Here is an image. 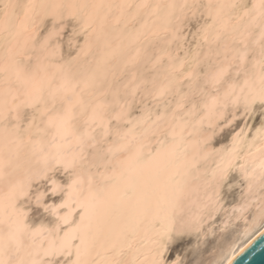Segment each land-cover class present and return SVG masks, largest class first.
<instances>
[{
    "label": "snow or ice",
    "instance_id": "6c2138e0",
    "mask_svg": "<svg viewBox=\"0 0 264 264\" xmlns=\"http://www.w3.org/2000/svg\"><path fill=\"white\" fill-rule=\"evenodd\" d=\"M86 7L40 0L28 6L26 16L59 18L67 12L77 17ZM104 7L102 0L92 5L88 21L94 22ZM129 7L127 3L118 5L119 14L111 23L118 24ZM147 7V0H140L133 15ZM189 7L187 3L152 5L155 19L122 36L121 44H108L106 58L120 56L122 47H131L148 35L158 36L161 31H172L175 38L179 29H172V17L179 19ZM236 7L234 0L210 7L211 23L203 26L201 38L206 44L219 46L209 47L203 60L198 52L186 55L160 85L153 81L150 86L132 73L125 88L133 96L142 91L153 99L164 97L178 85L175 71L185 65L188 71L184 78L191 83L186 92L179 93L177 88L179 99L170 113H162L138 132L137 128L151 118V112L145 111L135 121L128 120L126 129L116 130L117 140L111 143L106 139L108 106L100 101L93 104L82 96L95 85L104 59L79 81L80 92L66 65L54 66L60 79L55 87L49 86L47 74L36 80L14 63L0 67L24 85L23 99L11 109L28 105L46 117L44 128L37 125L27 140L0 129V182L8 185V191L0 194V224L7 225V231L0 232V264H56L60 258V264H234L236 257L264 234V0H252L251 6L244 8L242 18L247 22L243 26L239 19L233 23L228 15V10ZM257 25L260 31L253 41L258 48L253 71L229 82L230 72L235 69L239 74L248 62L247 42ZM102 39L107 43L104 20L86 40L81 54H87L93 43ZM40 50L45 56L55 54L48 48L47 39L41 42ZM143 55V49L136 47L123 57V67L134 68ZM161 56L175 59L165 49L155 62ZM209 60L201 73L200 65ZM69 96L72 99L62 111L49 114V99ZM186 105L190 106L186 109ZM230 108L235 112L230 113ZM128 111L126 103L118 102L114 118L127 120ZM7 112L8 105L0 99V119ZM78 117L85 122L81 132L73 127ZM100 127L104 131L97 136L95 130ZM45 129L54 130L50 143L43 138ZM162 131L171 141L145 159V140ZM121 153L126 155L119 158ZM201 162L209 165L202 173L198 168ZM54 166L70 172V182L65 186L52 180L51 194L40 193L34 209L17 207V202L29 195L32 180L46 177ZM161 172L166 173L163 183L158 179ZM194 172L199 183L191 191L203 190L204 194L191 201L186 214L181 199L189 194ZM230 180L241 184L239 194L224 192ZM49 199L52 204L47 203ZM33 214L39 223L28 222ZM217 224L220 239L216 240L213 232L215 243L207 253L214 259L193 261L182 255L191 244L192 234L199 235L208 225Z\"/></svg>",
    "mask_w": 264,
    "mask_h": 264
},
{
    "label": "bare ground",
    "instance_id": "6f19581e",
    "mask_svg": "<svg viewBox=\"0 0 264 264\" xmlns=\"http://www.w3.org/2000/svg\"><path fill=\"white\" fill-rule=\"evenodd\" d=\"M39 2L40 0H0V67H3L8 63H14L18 67L22 68L26 75L39 80L45 74L49 77L48 72H56L54 67L55 65H66L70 69L72 81L76 84V91L80 92L79 81H81L88 72L95 70L98 62L104 59L105 63L103 65V71L98 73L95 85L89 89L87 93H82V96L85 100L91 99L93 104L100 101L108 106L105 112V120L108 122L109 134L106 139L109 143L117 140V136L115 134L116 130L126 129L130 126L127 122L128 120L135 121L145 111L151 112V118L149 121H146L143 126L137 128L138 132H142L144 127H148L151 121L155 120L156 117L162 113H170L176 107L179 99L177 88L179 93L186 92L189 84L191 83V81L184 78V73L188 71V65H185L182 70L175 71V77L179 81L178 85L164 97L153 99L151 95H145L142 91L137 92V94L133 96L130 93V89L125 88V84L131 79L133 72L136 74L138 80L143 79L147 81L150 86L153 81H155L157 85H160L170 76V73H172L173 70V65H178L181 58H184L186 55L192 56L194 53L198 52L200 54V58L203 60L205 53L209 50V47L215 48L219 46L218 43L214 45L206 44L201 38V30L204 25L211 23L209 9L210 7L214 8L221 4L220 0H213L212 3H209L208 0H187L186 3L190 5V7L185 9L186 14L180 16L179 19H177L176 15L172 17V29H179L175 38L172 35V31H161L158 36L148 35L143 37L139 42L131 47H122L120 56L107 58L106 53L109 50L108 44L115 47L117 44L122 43V36L128 33L136 32L143 24H145V22H152L155 19V16L152 15V5H167L169 0H147L149 7L140 10V12L136 15H133V13L136 12V5L140 3V0H102L106 7L101 9L94 22L88 21L87 13L91 10L92 5L100 3L101 0H75V3L77 4H84L88 6L83 9L77 17L69 16L67 12H65L59 18L42 14L34 15L33 17L28 18L26 16L28 6ZM62 2L65 4L71 3L70 0H62ZM121 3H127L130 7L126 10V14L121 18L120 22L113 25L111 23L112 18L119 14L118 5ZM234 3L237 7L229 9L228 15L231 17L233 23H237L239 19L240 25L243 26L247 22V18H242L240 13L243 12L245 7L251 6L252 0H234ZM197 13H202V19L200 20L198 26H195L196 28L191 31L192 34L190 38H192L193 41H187L190 44H187L185 41L186 45L184 44L186 33H184L183 28L186 23H188V18L193 17V15ZM68 20L71 21V24L69 23L70 30L68 31L69 34L66 35V38L64 37L65 43H63L61 34L65 24L70 22ZM102 20H104L105 23L107 43L104 39L96 41L93 43L92 47L89 48L87 54H81V49L84 47L86 40L91 36L93 30L99 27ZM259 31V25L251 29V35L249 36L247 42L248 48L250 49L248 62L239 74L236 73L235 69L230 72L228 77L229 82L233 79H243L246 72L251 73L253 71L252 61L258 52V48L254 45L253 41H255ZM187 36L189 35L187 34ZM187 38L188 37H186V40ZM45 39L48 41V48L55 53L52 56H45V54L40 50V44ZM64 45L66 47H64ZM234 46L242 47V45ZM136 47L143 49L144 55L142 59L134 68H124L122 64L123 57L134 52ZM165 49H167L175 59L170 61L167 56H161L160 60L155 62L157 56H160L162 50ZM210 62L211 61L209 60L200 65L199 70L201 73L207 67V63ZM42 65L47 66L46 69L48 72L40 71L41 69H44L42 68ZM59 82V74L57 73L50 79L49 86L55 87L59 84ZM24 90L23 83L16 80L14 76H10L7 71H0V99H3L8 105L6 117L4 119H0V129H7L15 136L27 140L29 134L35 132L37 125H39L40 128H44L43 120L46 119V117H40L37 109L28 105H23L15 111L11 109L12 104H17L21 99H23ZM114 93H118V96H114ZM44 95L47 97V90H45ZM13 96H15L16 99H13ZM71 99V96L65 99L57 98L55 101L49 99L47 105L49 114L62 111L67 101ZM118 102L126 103L128 105L129 111L127 120L117 121L114 118V113L118 111ZM189 106L190 105H186L185 108L187 109ZM133 108H136L137 112H134ZM76 110L78 111V108ZM241 111L243 112V109H241ZM234 112L235 109L231 108V113ZM249 123L251 122L249 121ZM73 127L76 132L83 131L85 128L84 118L78 117L75 119L73 121ZM103 131V127L97 128L95 130V135L99 136L103 133ZM205 131H210V129L205 128ZM42 135L44 140L50 143L52 142L54 130L45 129ZM170 141L171 137L167 135L166 131H162L158 135L154 134L149 136L144 143V158L148 159L152 154L156 153L158 149L161 148L162 144L169 143ZM69 150H71V146H69ZM92 155L93 154L90 151L89 159L92 158ZM125 155L126 153H121L119 158H123ZM207 167H209V165L205 162H201L198 166L201 173ZM57 168H59L61 172H66L62 167L54 166L48 171L46 177L41 176L39 179L34 178L28 190L29 195L19 200L17 202V207L28 211L29 208L27 204H29V201H32L35 204L37 203V197L40 193H44L46 190L51 192L50 184L52 180H56L57 183L66 186L70 182L72 174L67 172L65 173L67 174L65 175L66 177L64 176L65 179L61 180L59 178V180L53 175ZM93 171H95V169H93ZM165 178L166 173L161 172L158 177L159 181L163 183ZM41 179L46 180L48 187L33 188L32 186H34L38 181L40 182ZM197 183H199V181L196 179V173L194 172L193 177L189 180L188 184L189 194L181 199V204L184 207L186 214H189L191 201L195 199L197 195L204 194L203 190L199 193L191 191ZM238 185L239 190L237 194L241 191V184L239 182ZM32 188L33 190L31 191ZM7 191L8 185L0 182V194L6 193ZM40 202L43 203V198H41ZM55 202L59 203V200ZM47 203L52 204L53 200L51 199ZM34 206H36V204ZM28 222L39 223L40 221L31 222L28 220ZM213 227L214 225H208V227L201 232L197 238L202 240L207 234L214 231ZM216 227L218 233H220L219 225L217 224ZM6 231L7 225L0 224V232ZM219 239L220 235L218 234L216 235V240ZM224 243L226 244L227 242ZM221 246L223 247L224 245L222 244ZM211 249L212 245L201 258L205 262L214 259V257L207 255ZM60 259L56 261V264H60Z\"/></svg>",
    "mask_w": 264,
    "mask_h": 264
},
{
    "label": "rangeland",
    "instance_id": "374dc122",
    "mask_svg": "<svg viewBox=\"0 0 264 264\" xmlns=\"http://www.w3.org/2000/svg\"><path fill=\"white\" fill-rule=\"evenodd\" d=\"M197 14H200V15H197ZM197 14H195V15H193V17H189L188 18V20H187V22L188 23H186V25L184 26V28H183V30H184V33H186L185 34V39H184V44H190V43H188V42H191V41H193V39L192 38H190L191 37V31H193V29H195L196 27L195 26H198V24L200 23V20L202 19V13H197ZM200 16H201V18H200ZM199 17V18H198ZM196 20V21H195ZM68 21H70V20H68ZM194 22H195V24H194ZM71 24V21L70 22H67L66 24H65V27H64V29H63V31H62V34H61V38H62V41H63V43H65V38H66V35L67 34H69V30H70V28H69V26H70V24ZM190 25H193V26H190ZM186 28V29H185ZM66 32V33H65ZM187 34L189 35V36H187ZM65 37V38H64ZM186 37H188L187 38V40H186ZM185 41H186V43H185ZM188 41V42H187ZM186 44V45H187ZM64 47H66L65 45H64ZM133 111L134 112H137V110H136V108H133ZM230 113H231V108H230ZM240 115H243V112L241 111V113H240ZM251 122V121H250ZM60 171V172H59ZM56 172V173H55ZM58 172V173H57ZM64 173V174H63ZM66 172H61V170L59 169V168H57L55 171H54V173H53V175L54 176H56V178H60L61 180H63V179H65V175H67V174H65ZM59 174V175H58ZM65 176V177H64ZM59 179V180H60ZM37 182V181H36ZM35 182V183H36ZM39 182V181H38ZM34 183L35 185L34 186H32L33 188H36V187H38V188H46V187H48V183L46 182V180H44V179H41L40 180V182L39 183ZM228 184V185H227ZM227 184H225L224 185V192L225 193H228V192H234V193H237L238 192V190H239V185H238V180H237V182H236V180L234 181V180H230ZM236 184V185H235ZM40 185H42V186H40ZM235 185V186H234ZM230 187V188H229ZM234 189H233V188ZM33 188L31 189V191L33 190ZM228 189V190H227ZM46 192V193H45ZM44 193L45 194H51V192L49 191L48 192V190H46V191H44ZM49 194V195H50ZM51 199H49L48 201H50ZM47 201V202H48ZM32 201H29V204H27L28 205V208H29V210L28 211H30V209L32 210V209H34L35 208V204H37V203H33ZM28 220H30L31 222H38V221H40L39 219H37L36 217H35V214H33L32 216H30L29 217V219ZM216 229V230H215ZM213 230L215 231H213L216 235H218L219 233H218V230H217V227H216V225H214V227H213ZM213 232H211V233H209V234H207L202 240H199V238H197L198 237V235H196V234H193L192 235V238H191V244L190 245H188L187 246V252L186 253H184L183 252V250H182V255H186L187 257H188V259L189 260H193V261H195V260H199V259H201L202 258V256H203V254H205L206 252H207V250H208V248L211 246V245H213V243H214V241L215 240H213ZM218 233V234H217ZM196 237V238H194V237ZM211 239V240H210ZM195 240V241H194ZM205 241V242H204ZM195 244H194V243ZM203 244V245H202ZM200 245H201V247H200ZM209 246V247H208ZM191 247V248H190ZM193 247H195V248H193ZM189 248V249H188ZM194 250H193V249ZM201 250H203V253L201 252ZM201 256V257H200ZM199 257V258H198Z\"/></svg>",
    "mask_w": 264,
    "mask_h": 264
},
{
    "label": "water",
    "instance_id": "95a60500",
    "mask_svg": "<svg viewBox=\"0 0 264 264\" xmlns=\"http://www.w3.org/2000/svg\"><path fill=\"white\" fill-rule=\"evenodd\" d=\"M234 264H264V234L258 236L245 251L240 253Z\"/></svg>",
    "mask_w": 264,
    "mask_h": 264
},
{
    "label": "clouds",
    "instance_id": "9594fccd",
    "mask_svg": "<svg viewBox=\"0 0 264 264\" xmlns=\"http://www.w3.org/2000/svg\"><path fill=\"white\" fill-rule=\"evenodd\" d=\"M70 2H71V3H75V0H70ZM186 2H187V0H169V3H176V4H184V3H186ZM208 2H209V3H212L213 0H208ZM228 2H229V0H220V3H228ZM242 15H243V12L240 13V16H242ZM238 18H239V17H238ZM40 71H42V72H48L47 69H41ZM56 74H57V73H56L55 71H53V72H48V75H49V78H50V79L53 78Z\"/></svg>",
    "mask_w": 264,
    "mask_h": 264
}]
</instances>
